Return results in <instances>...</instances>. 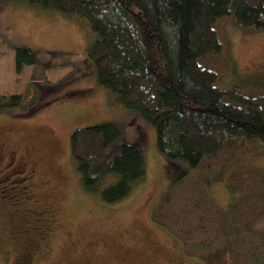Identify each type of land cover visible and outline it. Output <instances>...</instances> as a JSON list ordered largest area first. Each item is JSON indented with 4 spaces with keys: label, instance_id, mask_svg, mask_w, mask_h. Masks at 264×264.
Masks as SVG:
<instances>
[{
    "label": "trees",
    "instance_id": "1",
    "mask_svg": "<svg viewBox=\"0 0 264 264\" xmlns=\"http://www.w3.org/2000/svg\"><path fill=\"white\" fill-rule=\"evenodd\" d=\"M17 1L87 21L95 36L86 58L97 83L114 103L155 127L173 185L185 182L192 169L206 163L212 168L204 183H221L230 190L227 207L202 196L188 218L172 207V193L152 218L182 242L188 256L205 264H240L238 229L264 215V172L231 170L229 163L239 150L264 156V86L248 80L244 83L251 86L222 87L218 71L203 62L212 57L225 61L229 41L220 28L224 21L264 31V0ZM14 49L17 74L40 63L38 50ZM64 80H32L23 92L0 93V109L23 117L35 114L53 101ZM120 133L117 124L100 122L76 129L70 139L82 187L96 191L108 181L101 191L106 204L127 198L146 177L140 136L116 143ZM248 264H264V247L250 251Z\"/></svg>",
    "mask_w": 264,
    "mask_h": 264
},
{
    "label": "rangeland",
    "instance_id": "2",
    "mask_svg": "<svg viewBox=\"0 0 264 264\" xmlns=\"http://www.w3.org/2000/svg\"><path fill=\"white\" fill-rule=\"evenodd\" d=\"M220 28L229 41L225 61L212 57L203 62L218 71V84L243 87L254 80L258 85H252L264 86V31L243 30L229 20ZM94 36L87 21L77 15L66 17L22 1L0 0V93L23 92L32 80L65 79L53 101L35 114L23 117L0 109V264H14L24 248L32 264H205L188 256L182 242L156 223L152 213L173 193L172 207L190 218V207L202 196L214 197L227 207L230 190L221 183L206 186L203 178L212 169L207 163L192 169L181 185L172 184L155 127L114 103L97 83L95 69L86 58ZM17 46L38 50L40 63L26 65L17 74ZM100 122L118 125L121 133L116 143L140 136L146 160L144 181L113 204L101 198L108 181L96 191L82 187L71 150L73 131ZM235 155L231 170L246 167L264 172V156L246 150ZM12 156L25 158L24 171L12 164ZM208 164L213 166L215 161ZM26 184L35 198L20 194ZM39 207L51 211L52 217L38 219L31 209ZM237 242L240 264H248L250 251L264 247V215L240 225Z\"/></svg>",
    "mask_w": 264,
    "mask_h": 264
},
{
    "label": "flooded vegetation",
    "instance_id": "3",
    "mask_svg": "<svg viewBox=\"0 0 264 264\" xmlns=\"http://www.w3.org/2000/svg\"><path fill=\"white\" fill-rule=\"evenodd\" d=\"M12 164L16 165V168H20V171H24L25 169V166H26V160L25 158H23L22 156H12ZM6 166V164H5ZM29 184H26L24 187H23V190L20 192V194H22V197L23 198H35V193H33L30 189H29ZM32 211H34V213H36L38 215V219H42V217L45 219L46 217L50 216L52 217V212L47 210L46 208H34V209H31ZM49 225V226H48ZM50 227V224L48 223L46 225V229H49ZM39 228H42V226H40ZM44 228V229H45ZM3 246V243L0 239V248ZM10 251V248L7 246L5 249H4V253L2 254V256H9V254H7V252ZM22 253L20 254L22 257L18 260H16L14 262V264H32L31 260L28 259V248H24V249H21ZM7 254V255H6ZM5 257V258H6ZM6 262V261H5ZM8 262V261H7ZM6 264V263H4Z\"/></svg>",
    "mask_w": 264,
    "mask_h": 264
}]
</instances>
